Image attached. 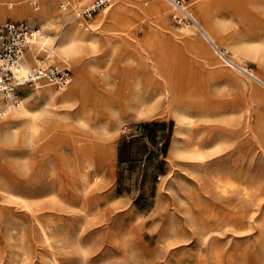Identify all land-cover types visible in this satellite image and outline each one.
I'll list each match as a JSON object with an SVG mask.
<instances>
[{"label":"rangeland","instance_id":"obj_1","mask_svg":"<svg viewBox=\"0 0 264 264\" xmlns=\"http://www.w3.org/2000/svg\"><path fill=\"white\" fill-rule=\"evenodd\" d=\"M87 1L80 9L88 5ZM157 1L114 0L92 17L83 18L77 16L76 8H72V0H47L52 11L44 25H35L50 37H45L44 51H34V54L44 55L55 43L57 47L59 33L55 28L66 21L65 13L72 10L71 22L82 24L79 26L88 33L97 34L99 46L96 51L85 50L79 56L85 65L94 68L84 70L87 76L85 89L83 94L74 97L73 105L48 106L50 116L46 118L58 122L42 124L46 131L47 128L52 129L50 134L42 138L37 136L29 147L17 146L13 142V145L0 150V178L19 181L22 185L19 193L22 195L28 188L34 191L43 189L44 182L54 177L55 171V179L64 183L65 192L71 191L58 157H69L75 152L81 156V153L88 152V163L95 171L102 165L100 161L104 157L99 181L92 183L93 188L101 186L97 192L103 200L92 205L80 200L71 203L66 198V202L61 204L64 207L62 226L70 227L77 222L79 231L82 227L86 229L82 235L87 236L84 241L89 258L87 264H116L119 259L122 264H201L202 257L206 256L204 246H199L193 239L185 240L189 236V226L183 205L190 175L184 161L177 162L169 156L176 127L175 119L167 113L169 106L180 104L188 110H199L207 101L217 105L216 111L211 112V120L200 121L195 130H204L203 137L217 134L224 139L232 138L235 141L234 156L237 153L240 156L244 151V135L228 130L226 123L216 119L217 111L233 114L226 109L229 106L234 114L248 120L252 127H264V85L222 58L223 55L230 57L264 79V15L261 7L252 8L244 0H214L213 6L206 10L207 17L223 23L232 38L230 42L222 41L219 49H214L198 31L185 33V23L190 25L192 21L180 23L177 19L180 12L168 0H163L170 7L168 11L159 10ZM194 2L184 0L188 11L195 8ZM62 3L66 6L63 7ZM117 3L126 5L124 19L122 16L115 20L100 19L108 16ZM32 5L42 7V0ZM9 19L18 20L6 17L0 22ZM124 20L133 26L130 36L135 39L131 40V56L124 52L121 39L125 33ZM229 43L235 44L238 50L230 47ZM68 58L59 64L51 58V63L60 68H70L71 84L76 74V63L73 58ZM29 63L33 65L35 61ZM129 63H133V67L128 66ZM188 74L191 77L189 75L186 84ZM179 77L183 80L181 85L178 84ZM159 83L169 89L168 97H162V107L155 116L139 117L132 98L139 90L157 94ZM68 86L64 90L53 87V92L60 95ZM36 92L23 91L22 96L36 95L35 105H40L41 98ZM14 128L17 140L23 135L22 125L19 123ZM249 139L255 143L251 137ZM228 154L224 153L223 158L226 159ZM255 162L264 165L263 158ZM43 167H47L45 172ZM50 201L48 197H42L41 210L38 211L47 226L51 224L50 216L56 215L51 206L57 203ZM23 211L27 212V209L19 201L0 196V264H33L31 261L51 264L46 251L30 261L23 253L21 234L16 242L9 244L6 241V214L19 215ZM86 211L91 213L88 219L84 217ZM86 220H89V226L85 224ZM14 225L9 223L11 233L15 232ZM121 226L126 237L122 254L115 245V231ZM27 231L29 236L33 235L31 227ZM257 234L256 229L239 234L229 232L222 235L219 242L227 250L237 242L242 243L244 253H251ZM29 244L26 242L28 248ZM70 255L77 259L74 254Z\"/></svg>","mask_w":264,"mask_h":264},{"label":"bare ground","instance_id":"obj_2","mask_svg":"<svg viewBox=\"0 0 264 264\" xmlns=\"http://www.w3.org/2000/svg\"><path fill=\"white\" fill-rule=\"evenodd\" d=\"M37 1L0 0V20H4L6 17H14L18 20L28 18L32 24L44 25V21L48 18V14L52 9L47 0H42V7L33 6L32 3ZM72 1V8H76L77 13H75L80 16V6L87 0ZM92 1H87L86 4H90ZM168 1L176 7L171 0ZM213 1L195 0V8L189 11L187 5H184L185 10L191 15L192 19V24L188 25L189 22H187L184 29L186 34L198 31L214 49H219L222 41L230 42L232 38L223 23L220 21L214 22L207 17L206 10L213 6ZM244 1L249 2L252 8L261 7V13L264 15V0ZM156 4L161 11L170 9L169 5L163 0H158ZM62 6L65 7L66 4L62 3ZM125 10V4L117 3L108 16H101L100 19L115 20L121 16L124 19L123 13ZM71 11L65 13L66 21L55 28L56 32L59 33L57 47L55 48L56 43L54 42L55 44H52L51 50L48 51L50 59L52 58L58 64L68 61V57L74 59L76 74L72 79V83L70 84V79V82L65 86L67 87L70 84L67 90L60 95L54 94L55 91L53 92L51 84H44L36 92L41 98L40 105H35L37 103L36 95L25 94L20 107L10 109L0 123V150L13 145V142L17 146L29 147L34 144V139L36 140L37 136L42 138L50 134L52 129L47 128L48 131H46V129H43L42 124L47 123L46 121H53L56 124L58 122L55 119L46 118L50 116L48 106L52 107L57 104L73 105L74 97L77 94H83L87 81L84 70H91V68L93 70L94 66L85 65L80 57L85 50L96 51L99 41L96 33H88L80 27L82 24H79V26L77 22H71ZM124 21L122 26H124L125 33L121 39L125 46L124 52L131 56V40L135 39L130 36L133 26L130 21ZM45 37L46 34L41 29L40 35L33 41L32 51L28 56L29 61H36L37 57L42 55L40 53L34 54V51H44L45 46L42 45L46 43V38L50 36ZM234 46L236 45L230 44V47L237 51L238 48ZM222 58L227 63L238 66L253 79L264 85V79L253 70L238 65L230 57L223 55ZM131 65L133 67V63L128 64V66ZM189 75L185 79L186 84ZM91 76L93 77V75ZM178 84H183L180 77L178 78ZM157 91V94H147L139 90L132 98L134 110L139 117L152 118L160 110L162 97H168L169 89L159 83V90ZM211 103L207 101L204 108L199 110H188L180 104L169 106L167 109L168 115L176 121L169 156L177 162L184 161L190 175L188 178L190 182L186 186L187 196H185L186 200L183 205L189 226V236H186L185 240L193 239L199 246L206 248L207 254L202 257L201 264H264V258H261L264 256V165L255 162L256 159H264V132H261L264 127H252L248 120L245 121L234 114V110L229 106H226V109L233 114L227 115L224 112L225 110L217 111V115H215L218 117L216 119L219 122L226 123L228 130L231 129L240 133V135H244V151L240 150L242 151L240 152L241 155L239 156L237 153L234 156L235 141L232 138L224 139L217 134L203 137L204 130H195L197 124L200 125V121L211 120V112H215L217 109V105L214 106ZM19 123L22 125L23 135L16 140L14 137L17 136H14L13 129L16 130L14 127ZM250 137L256 144L250 142ZM224 153H229L226 159L223 158ZM79 155V152H75L69 157L57 158L58 161H61L65 175L69 179L68 187L71 191H68V193L62 187L64 183H59L55 179L56 171L53 173L54 177L48 178L44 182L43 189L38 188L34 191L28 188L25 195L19 193L22 186L19 181L12 178H0V196L3 195L6 199L17 200L27 209V212L23 211L19 215L9 212L6 214V226L4 228L6 241L11 244L12 241L16 242L22 237L23 253L30 258V261L39 256L42 251L48 253L51 264H87L89 261L87 248L84 244L87 236L82 235V232L86 229L82 227L79 231L77 222L70 225V227L62 226L64 207L61 204L66 202V198H69L71 203L80 200L84 203L90 202L92 205L95 204V201L103 200L102 195L97 192L101 189V186L93 188L92 183L95 180L99 181V170L104 166V157L100 161L102 165L95 171L92 170V165L88 163L89 153L84 152L81 153V156ZM46 170L47 167H43L42 171L45 172ZM61 180L63 182V177ZM27 192L29 195H27ZM68 194L69 196H67ZM44 196L48 197L51 200L50 202L55 201L57 203L55 206H51L54 209V215H56L50 216L51 224L48 226L38 212L41 210L39 206ZM1 209L6 210L5 207ZM10 214L16 216V218L13 216L11 218ZM89 216H91V213L86 211L84 217L88 219ZM10 222L15 224V232H10L12 230L9 226ZM85 224L89 226V220H86ZM28 227L32 229V236L28 235ZM253 229H256L258 234L253 239L251 253L247 251L244 253L242 243L237 242L234 247L232 246L231 249L227 250L224 244L219 242L222 240V235L229 232L239 234L247 231L251 232ZM115 233H117L115 238L116 249L122 254V250L124 253V246L126 245V237L122 234V226ZM19 234H21V237ZM177 236L180 237L181 234L178 233ZM26 242L30 243L29 248ZM36 242L39 244H36ZM70 254H74L77 259L74 260ZM115 255L117 256L116 252ZM31 262L37 264L36 261ZM116 264H122L120 259Z\"/></svg>","mask_w":264,"mask_h":264},{"label":"built area","instance_id":"obj_3","mask_svg":"<svg viewBox=\"0 0 264 264\" xmlns=\"http://www.w3.org/2000/svg\"><path fill=\"white\" fill-rule=\"evenodd\" d=\"M113 1L93 0L81 8L80 15L90 18L94 13L109 7ZM171 1L180 12L177 17L180 23L192 21L184 8V0ZM40 32L41 28L28 19L0 22V123L10 109L20 107L23 91L35 92L44 84L62 90L72 78L70 68H60L51 63L50 50L38 56L33 65L29 63L33 41Z\"/></svg>","mask_w":264,"mask_h":264}]
</instances>
